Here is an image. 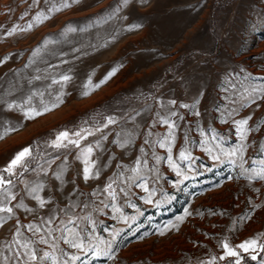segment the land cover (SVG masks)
<instances>
[{
  "label": "rangeland",
  "instance_id": "obj_1",
  "mask_svg": "<svg viewBox=\"0 0 264 264\" xmlns=\"http://www.w3.org/2000/svg\"><path fill=\"white\" fill-rule=\"evenodd\" d=\"M54 3L59 0H0V61L6 60L0 134L15 129L0 139V170L22 149H33L28 171L12 177L17 200L9 206H22L11 217L0 214V249L17 228L38 240L27 225L47 228L42 221L49 217L54 231L46 238L83 264H200L223 254L225 238L236 246L264 233V181L254 171L264 168V0H80L31 31L7 36ZM114 69L100 87H85ZM63 74L72 79L52 84ZM61 91L63 103L33 119L7 107L32 92L51 106ZM33 105L41 107L38 97ZM109 117L115 122L104 127ZM164 119L176 125L175 169L167 148L159 147L169 132ZM244 119L243 158L223 155L240 146L237 122ZM80 129L94 133L81 148L50 146L59 132ZM89 146L98 176L85 181L82 151ZM181 151L189 159L182 161ZM25 183L43 185L38 195L45 207ZM108 184L114 200L103 191ZM62 221L93 250L78 252L57 239L67 235L56 230ZM173 224L178 229L167 231Z\"/></svg>",
  "mask_w": 264,
  "mask_h": 264
},
{
  "label": "snow or ice",
  "instance_id": "obj_2",
  "mask_svg": "<svg viewBox=\"0 0 264 264\" xmlns=\"http://www.w3.org/2000/svg\"><path fill=\"white\" fill-rule=\"evenodd\" d=\"M36 3H39L40 0H35ZM80 0H59L58 4H52L51 7L48 9V12L40 11L38 12L34 17L32 22L28 23L25 27H21L20 25H17L13 27L11 30L7 32V36H12L17 34L18 31L20 32H26L31 31L34 25H38L40 23H43L46 20H49L52 18V15H54L57 12H60L64 9H67L71 7L74 4H78ZM127 3L128 0H125ZM23 19V17H21ZM138 25H133L132 28H137ZM131 30V29H129ZM5 61H0V63H4ZM117 69H114L112 72L108 74V76L105 78L104 81H101L99 84H93L91 78L88 80V84L85 85L87 88L89 85L92 86L93 90L95 88H98L101 86V84L106 83L107 79H110L113 75H115V72ZM34 79H40V77H35ZM72 77L68 74H63L60 76L59 79H52V84H60L62 87L66 85ZM31 83V81H30ZM253 92L256 91V89L252 90ZM261 91H264L262 89ZM85 96L89 95L90 93L88 91H85L83 93ZM64 93L61 91L59 94H57L54 97V100L49 106V104H46L43 99L42 93L32 92L26 99H24L20 103H9L7 105L9 110H19L22 115L26 119H33L37 115H41L44 112L51 111L52 108L58 107L60 103H63V97ZM38 97L39 103L41 107H36L33 105V98ZM170 103L175 104V101H171ZM182 107H187L186 105H182ZM198 114V113H197ZM172 116H175L176 113L172 112ZM249 119H251L249 117ZM249 119L240 120L237 122V131L241 138V144L238 148L231 149L228 152H223L222 154L226 155L228 157L236 156L238 153L241 154V158H243L242 154L246 151V147L244 144V141L247 139V132L248 129H246L245 126L248 125ZM114 118L109 117L107 120V124L104 125V127H107L110 124H113ZM163 124H165L169 132L167 136L164 138L163 142L159 144L160 148H167V151L169 153L168 161L169 164L175 169L176 165L172 161V147L171 144L175 140V130L176 125L173 122H170L168 119H164L162 121ZM15 129L12 127H7L3 130V133L0 134V139H3L5 135L10 134ZM96 131H100L99 128L96 129ZM94 133L88 129H80L79 131L69 133L68 131H62L59 132L56 135L55 140L51 142V147L59 150L61 148H67L69 145H72L75 148H81V141L86 140L88 136L93 135ZM75 137V138H73ZM93 149L92 147H86L82 151V155L84 157V164L85 167L83 169V178L85 181H88L89 179L94 178L95 176H98V173L94 171L95 164L91 163L89 161V156L92 153ZM143 151V150H142ZM32 153L33 149L26 147L19 151L7 164L6 167H4L2 170H0V214H6L7 217H11L14 215V207L19 208L22 205L21 204H15L14 207H10L9 205L12 204L14 201L17 200V194L13 191L14 187V180L12 177H20L23 176L25 172L28 171V165L30 163V160L32 159ZM180 159L187 160L189 157L185 154L184 151H181L179 153ZM219 156H213L214 160H218ZM140 161H137V164H139ZM261 164H264V161H261ZM135 171V169L133 170ZM256 172V178L259 180L264 181V168H261L259 170H254ZM177 175H180L179 170H177ZM59 178V177H58ZM249 179H252L251 175L248 177ZM21 183H24V181H21ZM43 187L42 184H37L35 187L28 188V185L25 183V189L28 191L29 194L33 196V198L38 202L39 206L41 208L45 207L47 201L42 199L38 192ZM104 192L108 193L109 196L114 200L116 198L115 190L112 189V184H108L107 187L103 189ZM123 191V189H121ZM145 191H147V188H145ZM107 207V205H105ZM26 211H31V209H25ZM192 213L189 212L187 209L185 210V216H191ZM185 216H181L178 218L179 221H183L185 219ZM3 222V217H0V224ZM55 223L54 217H49L48 220L42 221V224L47 225V228L42 229L41 226L35 225V224H29L27 225V229L29 232L37 235L39 237L38 240H33L31 237L25 238L19 228H17L15 235L12 238L11 243H9L6 248L0 249V264H61V258L66 257V259L62 260V264H75L76 261H81V257L78 255H71L68 253H65L63 249H58L56 247L55 240H53L51 243L49 242V239L46 237H52L53 236V228L52 225ZM63 224V221L61 222ZM68 224H76V221L72 218H69ZM167 231H171L173 228L178 229V224L168 225L165 226ZM56 230L61 231L62 233H67V235H64L62 237H59L57 239H63V242L67 245H69L72 249H75L78 252H87L92 251V248H86L84 240L80 238V233L76 231L75 228H69L67 224H63V227H57ZM165 230H161L160 235H164ZM68 236H71L72 238L69 239ZM262 239H264V233L257 235L254 238L248 239L236 246H231L227 239L225 238L220 243V247L223 250V254L217 257H212L210 261H201L200 264H216L217 259L219 261H227L228 264H245L246 258L251 259L252 261H256L257 264H264V242H261ZM37 244H43L47 245L49 248H51L53 251H41L39 250L36 245ZM111 248V244H108V249ZM59 251L60 257H57L54 253ZM5 252H10L11 256L5 255ZM100 251L96 250V257L99 258ZM81 264H83V261H81Z\"/></svg>",
  "mask_w": 264,
  "mask_h": 264
},
{
  "label": "crops",
  "instance_id": "obj_3",
  "mask_svg": "<svg viewBox=\"0 0 264 264\" xmlns=\"http://www.w3.org/2000/svg\"><path fill=\"white\" fill-rule=\"evenodd\" d=\"M6 221H9V220H6ZM3 222H4V220H3ZM3 222H2V223H3ZM0 227H3L2 224H0Z\"/></svg>",
  "mask_w": 264,
  "mask_h": 264
},
{
  "label": "bare ground",
  "instance_id": "obj_4",
  "mask_svg": "<svg viewBox=\"0 0 264 264\" xmlns=\"http://www.w3.org/2000/svg\"><path fill=\"white\" fill-rule=\"evenodd\" d=\"M165 20H167V19H165Z\"/></svg>",
  "mask_w": 264,
  "mask_h": 264
},
{
  "label": "trees",
  "instance_id": "obj_5",
  "mask_svg": "<svg viewBox=\"0 0 264 264\" xmlns=\"http://www.w3.org/2000/svg\"><path fill=\"white\" fill-rule=\"evenodd\" d=\"M32 156H33V154H32Z\"/></svg>",
  "mask_w": 264,
  "mask_h": 264
}]
</instances>
